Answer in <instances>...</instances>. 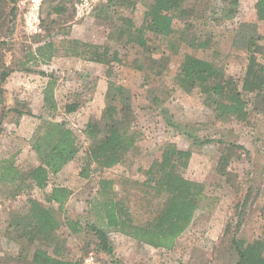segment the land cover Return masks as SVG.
Returning <instances> with one entry per match:
<instances>
[{"label":"rangeland","instance_id":"rangeland-1","mask_svg":"<svg viewBox=\"0 0 264 264\" xmlns=\"http://www.w3.org/2000/svg\"><path fill=\"white\" fill-rule=\"evenodd\" d=\"M108 1L95 3L88 12L81 10V0H72L66 4L64 12L53 13L47 18L54 1L43 0L39 7L42 28L39 33H31L27 28L32 0L15 3L16 19L7 22L14 29L13 34L8 35L7 26L0 30V56L3 60L0 63L10 71L6 80L0 82L3 88L0 92V99H3L0 102V119L4 116L5 129L0 135V157L17 154V162L26 169L39 163L31 148V139L40 123L39 116L49 117V112L42 108V97L50 75L56 79V118L74 128L81 141L84 140L83 130L87 122L101 117L109 81L125 85L134 93L136 121L133 126L142 131L141 149L136 154H130L124 164L116 165L111 171L124 173L130 178H144L143 170L154 159L161 157L167 142H174L179 147L194 151L184 173L206 184V196L193 222L172 249L154 248L116 232L120 239L114 234L109 239L115 257L122 264H236L238 256L233 235L253 239L261 236L264 230V114L253 112L249 123L216 120L214 112L203 104L196 91L188 94L181 88H173L169 74L175 61L168 67L169 74L159 78L158 85L165 89H159L157 93L148 91L144 82L145 73L149 70L144 61L140 60L139 67L132 65L135 57H148V51H142L144 49L140 45L134 47V41L128 40L129 35L120 33L124 27L121 20L135 17L136 25L141 22L144 3L136 4L135 9H123L119 5L106 6ZM198 1L202 9L206 8L209 21L206 30L220 41L225 51L230 50L235 32L252 33L259 40L261 50L258 56L264 62V21L257 18V0H233L230 5L227 0ZM15 4L9 2L8 12ZM232 7L236 11L228 12V8ZM43 16H46L44 22ZM202 16V13L190 12L187 19L201 27ZM109 32L113 37L112 50L118 51L121 56L129 50L122 62L114 60L110 69L106 64L88 59L91 51L84 45L88 42L105 43L110 37ZM38 39L42 42H36ZM48 40L54 42L56 50L53 51L54 58L46 61L38 55L37 47ZM74 40L81 42L77 51L81 52L79 55H71L76 47ZM162 51L168 53L167 48ZM161 53L156 50L151 53V58H159ZM235 54L230 56L232 61L228 71L239 74L245 60L239 53ZM178 59L181 57L178 56ZM151 83L149 88L157 86ZM166 89L170 92L163 91ZM155 95L160 100L157 104L152 100ZM72 105H76V109L67 111V106ZM10 107L33 114H23L15 123V113L8 111ZM163 108L183 126L185 134L168 123ZM194 137L209 140L195 142ZM231 142L237 146L223 174L218 170L219 158L224 146ZM86 146L83 142L81 153ZM79 165L78 161L65 165L52 176L47 190L53 184L68 186L71 193L65 206L67 215L84 225H99L100 221L91 209L99 174L93 172L89 178H83L79 174ZM120 187L116 186L117 189ZM44 192L34 188L28 195L24 193L16 198H7L6 188L0 184V264H25L19 256L20 243L12 236L14 233H9L7 220L13 209L27 204L28 196L44 201ZM83 237V234L68 235L64 255H78Z\"/></svg>","mask_w":264,"mask_h":264},{"label":"trees","instance_id":"trees-1","mask_svg":"<svg viewBox=\"0 0 264 264\" xmlns=\"http://www.w3.org/2000/svg\"><path fill=\"white\" fill-rule=\"evenodd\" d=\"M18 1L0 0V30L7 26L8 35L14 32L7 22L16 19ZM52 1L47 18L53 13L61 14L67 9L66 4L72 2ZM9 2L16 4L8 12ZM140 2L144 3L141 22L136 25L135 17L124 21L120 19L124 23L120 33L128 34V40L134 41V47L140 45L144 49L142 51H148V57L137 56L132 63L139 67L140 60L144 61L149 70L145 73L144 82L148 91L157 93L159 89H165L158 85L159 78L169 74L168 67L175 61L169 74L173 88H181L188 94L196 91L203 104L214 112L216 120L249 123L253 112L264 114V62L258 56L261 50L259 40L252 33L235 32L230 50L225 51L220 41L206 30L205 26L209 23L206 8L202 9L198 0H109L106 6L135 9ZM227 2L230 5L233 0ZM255 8L258 20L264 21V0H257ZM228 9L230 13L236 11L233 7ZM190 12L204 14L201 27L187 19ZM45 18L43 16V22ZM109 33V39L103 44L84 43L91 51L88 59L106 64L108 69L114 60L122 62L129 52H124L122 57L118 51L112 50L113 37ZM73 43L76 47L71 55H79L81 52L77 51L81 42L74 40ZM166 48L168 53L162 51ZM54 50L52 40L37 47L38 55L46 61L52 59ZM156 50L162 53L159 58L153 59L151 53ZM235 53L245 60L239 74L228 71L232 61L230 56ZM178 56L181 59L177 60ZM0 62H3L1 56ZM0 68V82H4L10 71L1 63ZM151 81L157 86L149 88ZM55 85L56 79L50 75L42 97V108L49 112V117L39 116L40 123L31 139V148L39 163L26 169L20 167L17 154L0 157V184L6 188L7 198H16L24 193L28 195L34 188L45 191L44 201L28 196L27 204L13 209L7 220L9 233H14L12 236L20 243V258L25 264H82L84 257L93 253L103 264H122L110 245L108 234L111 231L154 248L172 249L193 222L206 196V184L184 173L194 152L192 148L167 142L161 157L154 159L143 170L144 178L115 174L112 168L124 164L130 154H136L141 149L142 131L133 126L136 112L132 89L109 81L101 117L87 122L83 130L84 140L81 141L74 128L56 118L58 101ZM2 90L0 86V92ZM163 91L170 92L168 89ZM152 100L156 104L160 101L156 95ZM76 107L67 106L66 110L72 111ZM8 111L15 113V123L23 114H33L17 107H10ZM163 112L168 123L186 133L183 126L168 115L166 108ZM3 119L4 116L0 119V135L5 130ZM194 139L195 142L209 140ZM83 142L87 146L81 153ZM236 146L231 142L222 149L219 172H226ZM75 161L80 163L81 177L89 178L93 172L99 174L98 189L91 199V209L100 221L99 225H84L67 215L65 206L71 193L68 186L53 184L47 190L52 176ZM117 185L121 187L117 189ZM70 234H83L84 237L79 254L68 257L64 255V245ZM232 240L238 256L236 264H264V230L257 238L233 235Z\"/></svg>","mask_w":264,"mask_h":264},{"label":"built area","instance_id":"built-area-1","mask_svg":"<svg viewBox=\"0 0 264 264\" xmlns=\"http://www.w3.org/2000/svg\"><path fill=\"white\" fill-rule=\"evenodd\" d=\"M101 0H81V10L86 9L88 12L92 10L95 3ZM43 0H32L31 11L27 15V28L31 33H39L42 28L40 26L39 7ZM82 264H103L93 253H89L84 257Z\"/></svg>","mask_w":264,"mask_h":264},{"label":"crops","instance_id":"crops-1","mask_svg":"<svg viewBox=\"0 0 264 264\" xmlns=\"http://www.w3.org/2000/svg\"><path fill=\"white\" fill-rule=\"evenodd\" d=\"M53 58H54V57H53ZM113 234H114V235H117V238L120 239V237H119V235H118L119 233H116V232H114V231L109 232V234H108V238L111 239V235H113ZM118 242H120V240H119ZM112 247H113V246H112ZM113 249H114V248H113Z\"/></svg>","mask_w":264,"mask_h":264}]
</instances>
